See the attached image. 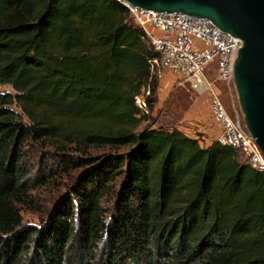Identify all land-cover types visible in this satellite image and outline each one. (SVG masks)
Here are the masks:
<instances>
[{
  "label": "trees",
  "instance_id": "trees-1",
  "mask_svg": "<svg viewBox=\"0 0 264 264\" xmlns=\"http://www.w3.org/2000/svg\"><path fill=\"white\" fill-rule=\"evenodd\" d=\"M157 56L119 0H0V264H264V171L217 140L141 128ZM30 142L54 150L38 175ZM104 148L127 151L90 156ZM74 167L69 194L25 226L34 186Z\"/></svg>",
  "mask_w": 264,
  "mask_h": 264
},
{
  "label": "built area",
  "instance_id": "built-area-1",
  "mask_svg": "<svg viewBox=\"0 0 264 264\" xmlns=\"http://www.w3.org/2000/svg\"><path fill=\"white\" fill-rule=\"evenodd\" d=\"M121 1L131 12L135 22L148 35L158 56L150 60L152 76L159 80L166 73L175 77L178 87L195 93H209L215 122L222 129L217 141L239 150L258 171H264V154L252 135L243 129L239 119H232L206 76L207 67L217 61V80L234 82V62L242 47V40L225 33L210 20L181 13L146 11ZM158 32L159 34H156ZM150 87L136 96L137 107L149 114ZM245 124V123H244ZM246 127V126H245Z\"/></svg>",
  "mask_w": 264,
  "mask_h": 264
},
{
  "label": "rangeland",
  "instance_id": "rangeland-1",
  "mask_svg": "<svg viewBox=\"0 0 264 264\" xmlns=\"http://www.w3.org/2000/svg\"><path fill=\"white\" fill-rule=\"evenodd\" d=\"M159 34L158 32H155ZM206 76L212 83L215 93L222 101L228 116L232 119H239L242 122L243 129L246 130L244 117L239 106V100L234 82L227 84L224 81L217 80L219 76V67L217 61L212 62L206 69ZM3 91L14 92L12 87L3 86ZM214 121V122H213ZM152 123L153 127L159 128H179L185 131L192 137H204L201 139L203 144L216 139L221 133V128L215 122L211 109V96L209 93H195L187 87H178L175 82V77L166 73L163 79L159 80V90L156 102L149 114L147 120L141 128ZM216 124V126H215ZM214 130V134L210 136L208 131ZM216 137V138H215ZM30 167H36L34 174L38 175L37 166L40 161H43L42 154L46 152L48 155L53 154L51 148L42 150V146L38 142H30L26 146ZM127 148H122L119 151L113 149H92L90 156H103L110 153L123 154ZM71 156L72 160L85 157L82 153L75 151L74 147L69 148L66 152ZM89 156V157H90ZM87 157V156H86ZM245 159V158H244ZM43 164V162H42ZM45 167V165H43ZM40 168L42 165L39 166ZM84 172L83 168H69L66 172L59 173L57 178L50 184L43 185L39 181L30 193L33 200L32 207L22 208L23 224L25 226H39L51 214L55 205L63 196H67L76 183V180ZM114 201H103V206L107 210H113Z\"/></svg>",
  "mask_w": 264,
  "mask_h": 264
},
{
  "label": "water",
  "instance_id": "water-1",
  "mask_svg": "<svg viewBox=\"0 0 264 264\" xmlns=\"http://www.w3.org/2000/svg\"><path fill=\"white\" fill-rule=\"evenodd\" d=\"M123 1L146 11L205 18L242 40L234 62V84L245 126L264 154V0Z\"/></svg>",
  "mask_w": 264,
  "mask_h": 264
},
{
  "label": "crops",
  "instance_id": "crops-1",
  "mask_svg": "<svg viewBox=\"0 0 264 264\" xmlns=\"http://www.w3.org/2000/svg\"><path fill=\"white\" fill-rule=\"evenodd\" d=\"M214 122V121H213ZM215 126H216V124H215ZM217 127V126H216ZM182 130V129H181ZM214 130L215 129H213V130H210V132L208 131V134L210 135V136H212L215 132H214ZM185 132V131H184ZM216 138V137H215ZM206 139V138H205ZM216 139H214V140H212V141H215Z\"/></svg>",
  "mask_w": 264,
  "mask_h": 264
}]
</instances>
